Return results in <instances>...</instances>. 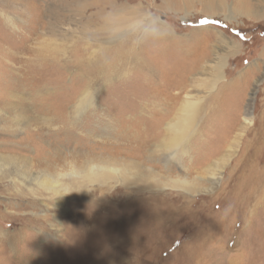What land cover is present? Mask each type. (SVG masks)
Masks as SVG:
<instances>
[{"label": "rangeland", "instance_id": "obj_1", "mask_svg": "<svg viewBox=\"0 0 264 264\" xmlns=\"http://www.w3.org/2000/svg\"><path fill=\"white\" fill-rule=\"evenodd\" d=\"M3 1L0 82L5 71L2 48L18 51L22 46L35 47L46 42L71 48L65 59L70 71L53 63L35 71L31 69V76L25 81L30 92L44 84L54 87L61 80L64 83L59 90L61 96L54 98L49 108L51 113L58 114L54 108L63 105L71 93L72 96L78 93L82 85L74 67L77 61L90 60L92 51L95 56L98 45L107 47L103 41L112 39V35L100 31L89 34L98 30L101 20L94 18V0H86L89 6L79 14L60 9L59 0ZM118 1L125 6L140 7L138 20L121 33L125 39L135 35L134 50L139 51L146 67L133 69L124 78L101 83L95 92L93 108L105 120L113 119L116 129L111 139H118L125 154L128 152L130 156L133 152L137 161L160 174L175 176L177 169L165 171L159 156L150 163L142 158L140 136L155 131L156 110L163 109V102L174 109L183 100H198L202 109L182 161L190 170L188 176L198 172L202 187L209 190L196 194L174 189L145 191L135 196L136 205L121 207L110 200L115 197L114 186L103 187L108 193L104 203L89 205L87 201L99 195L92 189L97 187L94 185L89 188L88 200L75 196L69 204L68 198L64 201L67 209L59 212L55 207L46 210L26 203L30 196L16 198L13 192L5 190L9 185L5 179L0 182V242H4L0 264H16L18 260H22L19 264H28L37 254L38 264L44 259L52 261L51 264H264V4L261 3V14L254 15L239 12L236 0ZM222 3L225 8H217ZM206 5L211 8L206 9ZM50 6H58L60 19L73 28L72 42L46 32V11ZM147 21L153 22L151 26L167 29L170 37L163 40L147 37L146 30L150 28ZM83 27L89 29L84 31ZM29 101L26 126L32 128L42 121L43 115L35 107L37 101ZM154 102L162 104L154 109ZM247 107L255 123L241 142L233 145L229 157L227 144L237 133ZM90 112L86 110L78 121L75 133L80 138L70 136L72 150L80 145L81 137L89 138L82 139V144L101 139L92 131L94 118ZM129 132L139 134L131 145L126 138ZM25 136L31 148L35 146L33 141L44 142L47 138L17 129L10 135L0 134V141L7 137L16 144ZM4 149L5 146H0L1 151ZM24 153L37 155L35 148ZM222 156L227 161L218 177L212 178L202 171ZM122 191L118 187L115 192ZM9 200L10 206L5 205ZM16 200L24 204L15 206ZM8 235H17L12 250L6 241Z\"/></svg>", "mask_w": 264, "mask_h": 264}, {"label": "bare ground", "instance_id": "obj_2", "mask_svg": "<svg viewBox=\"0 0 264 264\" xmlns=\"http://www.w3.org/2000/svg\"><path fill=\"white\" fill-rule=\"evenodd\" d=\"M59 1H61L60 9L67 10L70 14H79L83 8L89 6V3H85L86 0ZM94 1L96 9L94 18L101 20L97 26L98 30L95 32L89 31V34L93 35V33L100 31L105 34H111L112 39L103 41L109 47L98 45V52L94 56L92 51L89 56L90 60L80 59L77 61L74 67L78 70L79 82L81 80L82 85L78 83L80 85L79 92L73 96L72 93L68 95L63 101V105H61L62 107H53L58 114L51 113L49 108L51 101L61 96L59 90H61L64 83L61 80L56 81L53 85L54 87L44 84L40 88L29 92L25 87V81L28 79V75L31 76L29 74L31 69L35 71L36 68L44 65L55 63L63 70L70 71L66 60L68 58L67 52L71 48L52 46L50 42L46 41L41 46L19 47L18 51L16 49L2 48L1 55L5 71L0 82V134L4 136L10 135L18 129L26 131L28 135H41L43 138L46 135L47 138L44 142L33 141L35 146L33 145L32 148L28 147L27 136L17 140L16 144H12L7 137L1 139L0 146H5L6 149L0 150V182L6 179L9 185H6L5 190L13 192L16 198L30 196V198L26 199V203L36 207H45L46 210L50 206L55 207L59 212L67 209L64 207V201L68 198L69 204H72L75 196L82 200H88L91 196L88 193L89 188L94 185H97V187L92 189L94 191L97 190L99 195H97V199L88 200L87 203L89 205L104 203L108 194L105 193L104 186L122 188L123 191L119 194L115 192L116 188L113 192L115 197L110 199L113 205L121 207L128 204L136 205L135 196L145 191L174 189L189 194L208 191L209 189L203 188L201 185V174L197 172L189 177L190 170L182 161V157L187 152L189 138L195 132L199 112L202 109L198 104V100H183L174 108L175 110L172 105L168 106V103L162 100L164 103L163 109L161 108L163 113L157 107L162 103L154 102L152 108L155 109L157 107L156 113L158 114L157 119L154 121L156 129L151 134H146L145 136L144 133L140 136V138L142 137V143L140 144L142 158L150 163L154 157L159 156L162 159L165 171H171L173 168L177 169L175 176H171L168 173H166L167 175L160 174L152 167L144 164V162L137 161L135 153L132 151V154L129 153L130 156L127 155L128 152L125 154V151L121 149L124 146L120 147L121 145L117 143L118 139H113L114 141H112L111 135L116 129L113 126L115 122H113L112 118L105 120L96 114L97 111L93 108L95 92L101 83L124 78L131 70L146 67V63L142 61L139 51L134 50L136 44L135 35H129L125 39V35L121 33L131 22L138 20L140 7L125 6L118 0ZM253 1L236 0V9L241 13L260 15L262 12L261 3L264 4V0H257L256 3ZM3 2V0H0V4ZM205 7L206 9L211 8L208 5ZM56 8L59 10L58 6H55V8L50 6L46 11L48 20V30L46 32L62 36L64 40L72 42L73 28L60 19V14ZM217 8H225L224 3L219 4ZM150 23L153 22L149 21L147 26ZM88 29L89 27H83L82 30L87 31ZM146 36L163 40L170 37V32L165 28H158L150 24V28L146 30ZM93 56L94 58H92ZM32 97L37 101L35 102V107H38L36 109L43 116L41 117L42 121L37 118L35 120L40 122L38 124L35 123L34 127L28 128L26 126V104L29 100L31 103L34 102ZM45 100L48 101V104H46ZM86 110H90V114L94 118L92 120V131L96 135L93 134L101 139L91 140L89 144L88 142L82 144L83 140L89 138L81 137V142L78 143L80 145H77V148L75 147L72 150V137L70 136H78V134L76 136L75 130L79 125L78 121H81V116ZM140 112L143 113L144 110ZM254 123L255 118L250 107H247L237 133L230 138L227 144V156L230 157L233 145H238L241 142L244 133ZM138 135L132 132L127 134L128 145H131L132 142L135 143ZM78 138L80 137L78 136ZM45 143L47 145H44ZM134 143L133 148H135ZM90 144L92 145L90 146ZM37 146L39 147L38 149L36 148ZM65 146L71 147V149H67ZM132 147L130 146L129 148ZM33 148L37 152L35 157L26 155V152L24 153V151H30ZM222 157L203 167L202 171L212 178L218 177L219 171L223 169L227 161V157L225 159L224 156ZM10 200L5 205L10 206ZM22 203V201L16 200L14 204L15 206H22ZM70 211L72 210L70 209ZM46 214L44 213V216ZM15 236L17 237V235L6 236L8 248L10 249L17 242ZM2 245H4L3 241L0 242V249ZM39 259L40 256L37 254L32 261L27 263L32 264L33 262L35 264ZM44 260L41 263H52V261L46 262V259ZM21 261L18 260L17 263L19 264Z\"/></svg>", "mask_w": 264, "mask_h": 264}]
</instances>
